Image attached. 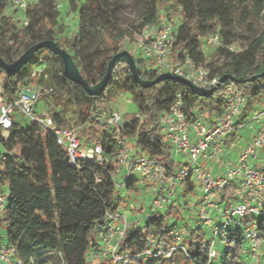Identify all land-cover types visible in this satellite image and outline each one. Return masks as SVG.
I'll list each match as a JSON object with an SVG mask.
<instances>
[{"label": "trees", "instance_id": "16d2710c", "mask_svg": "<svg viewBox=\"0 0 264 264\" xmlns=\"http://www.w3.org/2000/svg\"><path fill=\"white\" fill-rule=\"evenodd\" d=\"M9 1L0 0V58L6 63H13L39 42L51 41L71 56L83 80L89 86H95L102 80L112 57L123 51L119 46L120 41L132 36L128 28L118 24L114 17L115 10L108 8L105 0H84L77 11L78 34L64 40L59 37L57 12L53 9L55 0H36L25 13H20L22 18L28 19L26 27L19 24L20 20L13 21L7 13L4 14ZM165 3L168 6L165 17L162 18L159 8ZM263 10L264 0H149V7L145 12L144 25L161 18L170 22L173 14L179 16L174 59L188 55L199 64L206 63L211 75L218 77L220 81L224 77L243 81L239 84L230 79L221 81L234 84L245 99V105L234 125L236 128L246 125L256 105L264 99ZM88 15L102 20L101 27L109 35L110 41L106 54H99L98 50H94L86 52L80 59L82 46H87L86 43H91L98 35L97 31H87ZM236 20L246 25L248 35L236 33ZM252 21H258L260 28H255L250 23ZM216 30L221 32L227 45L239 43L244 47L243 51L232 54L226 49L217 52L204 49L205 38ZM83 41H86L85 44ZM41 54L45 55V60L58 62L62 69L51 76L43 70L36 81L42 92L51 87L55 94L58 93L57 107L45 100L49 116L58 127L72 128L66 119V106L75 97L80 107L79 121L86 129L85 137L79 136L77 131L76 134L84 145L99 144L104 155L112 156L118 149V140L123 144L133 140L135 154L158 161L165 167L166 176L174 175L178 164L171 146L160 131V115L170 109L178 96L186 111L198 105L208 116L216 112L215 102L220 94L219 90H213L211 95H198L183 82L174 79L142 89L135 83L128 68L123 80H110L102 94L92 97L65 78L61 60L48 50L38 51L30 62L38 60ZM133 59L142 81L157 78L151 61L140 55H134ZM121 65L126 66L124 62ZM32 71L33 69L29 71V77L25 72L18 77L21 71L12 77L0 71L4 95L8 100L15 99L20 89L32 82ZM23 75L26 78L22 79ZM43 75L46 76L45 79ZM252 78L254 79L251 80ZM112 90L128 94L141 116H127L119 131L108 124V114L112 111L107 109L106 93L109 94ZM234 135L231 134L229 138L232 140ZM0 145L8 153L7 160L0 165V189L6 196L5 206L0 211V231H6V242L0 237V248L5 246L12 249L13 259L22 264H93L88 252L96 245L95 230L105 225L106 215L121 213L118 188L111 177L113 164L96 167L81 160L75 166L70 165L65 150L56 144L54 136L44 133L35 124L22 129L19 123H14L6 137H2L0 133ZM16 147L19 151L13 154ZM135 182L134 179L131 180L125 191H136ZM178 187H182L179 193L182 198L181 206L173 203L153 217H148L143 227L131 226L120 242V252H141L145 247L147 231L152 230L157 236H164L169 228L178 226L176 222L170 221L178 220L180 212L188 207L186 197L193 192L194 182H183ZM238 190L239 183L234 182L225 190L219 191L218 204L225 206L237 201ZM250 223L255 225L263 240L264 213L253 217ZM214 224L212 219V227L219 225ZM245 225L235 224L227 229L226 240L229 245L223 243L217 250L214 241V261L208 259L213 240L206 239V227H182L187 234L183 242L187 255H175H179L188 264H242ZM173 257H162L147 264H163Z\"/></svg>", "mask_w": 264, "mask_h": 264}, {"label": "built area", "instance_id": "2783aa9c", "mask_svg": "<svg viewBox=\"0 0 264 264\" xmlns=\"http://www.w3.org/2000/svg\"><path fill=\"white\" fill-rule=\"evenodd\" d=\"M36 0H10L4 14L9 12L22 14L35 3ZM264 28V10L262 11ZM22 27L28 25V19H20ZM176 28L166 20H158L144 25L137 36H128L120 41V48L132 57L140 55L153 64L155 75L163 73L184 79L192 83L203 92L219 90L220 94L215 102L216 112L208 116L198 105L185 110L180 96L170 109L161 114L158 125L164 140L171 146L172 154L185 157V162L174 175L166 176L165 167L153 158L142 154H135L120 140L118 149L112 156H106L99 144L84 145L76 130L60 128L49 116L48 111L37 112L36 108L42 99L52 101L55 95L51 87L44 92L37 80L43 69H33L30 83L20 89L15 99L8 100L3 91L0 76V133L8 134L18 118H23L27 125H37L44 133H51L56 144L62 147L68 157L70 165L75 166L79 161H87L96 167L107 163L113 164L111 177L117 188H126L131 180L138 185L155 190V198L149 206V217L162 211L166 206L174 203L175 190L180 183L196 182L201 190V198L195 209L196 225L205 228L212 225L211 215L219 213L221 224L213 227L212 243L209 248L208 259H216L214 241L219 238L224 245L227 242V229L235 223L246 224L243 237L248 244L251 259L256 257L262 244V238L250 220L264 213V166L255 167L252 161L257 160L259 152H264V99L250 114L246 124L253 122L258 126L251 134L248 143L240 150L235 164H230L222 174H214L205 169V164L219 166L224 152L226 139L236 134L243 127H235L238 116L245 105V99L234 84L221 82L212 76L206 63L199 64L188 55L180 59L173 58L176 47ZM204 47L209 52L226 49L232 54L243 51L239 44L227 45L221 32H211L204 40ZM127 66L117 63L111 73V81L123 80L127 73ZM60 74V73H59ZM45 79L46 76L43 75ZM34 84V86H32ZM135 118H141L139 114ZM108 124L119 131L123 124L118 112L108 114ZM8 154L0 155V165L6 161ZM121 179L118 184L117 180ZM239 183L237 201L227 203L220 212V205L214 199L219 191L225 190L232 183ZM138 190V189H137ZM6 196L0 189V211L4 208ZM131 226L140 227L136 221L129 224L121 213L106 215L105 225L94 232L95 247L89 250L91 262L105 264H147L160 258L169 259L175 254L187 255L183 242L187 234L184 228L173 226L164 236H157L155 231L145 233V247L141 252H120V242ZM90 246L92 243L89 242ZM0 264H22L13 259V251L2 246L0 248Z\"/></svg>", "mask_w": 264, "mask_h": 264}, {"label": "rangeland", "instance_id": "374dc122", "mask_svg": "<svg viewBox=\"0 0 264 264\" xmlns=\"http://www.w3.org/2000/svg\"><path fill=\"white\" fill-rule=\"evenodd\" d=\"M236 1V0H235ZM84 0H55L53 9L57 12L56 16V23L59 30V37L60 39H69L71 36L78 34V18H77V11L82 6ZM106 5L108 8L115 10L114 17L116 18L118 24L122 27H126L131 32V35L137 36V34L141 31L142 26L145 23V12L147 11L149 7V0H105ZM168 5L162 4L159 8L160 15H162V18L165 17V9ZM8 15L10 16L13 21H18L22 19V16L20 14H13L12 12H9ZM160 20H165V19ZM179 16L176 14H173V16L170 18V23L174 25L175 28L178 26L179 22ZM102 20L97 18H93V16H87L86 17V29L97 31V37H95V40L91 43H86L87 46H82L83 51L81 54H79V58L81 59L82 56L86 52H93L94 50H98L99 54H106L105 50L107 48V44L109 43V35L103 30L101 27ZM254 25L255 28H260V23L258 21H252L250 22ZM236 33L240 35H248V30L246 28V25L242 24L241 21L236 20ZM86 41H83L82 43L85 44ZM239 42V41H238ZM242 43V42H240ZM243 44V43H242ZM83 45V44H82ZM205 49V48H204ZM38 67H44L43 70H45L46 73H48V76L54 75L57 72H61V66L58 62L52 61V60H45V55L41 54L38 60L33 61L32 63L29 61L21 70V72L18 74V77L25 72L27 77H29V71L31 69H36ZM0 76H2V73L0 72ZM26 78L25 75L22 76V79ZM51 79V78H50ZM49 79L50 82H52ZM56 82L55 80H53ZM32 83H35L32 81ZM45 85H47V82H45ZM34 86V84H32ZM110 94V95H109ZM109 94L106 93L107 96V109L118 112L121 115L122 124H125L127 116H135L138 114V111L135 107V105L131 102V98L128 94L122 93V92H115L114 90L110 91ZM58 93H56L54 96H52L53 100L51 101L52 104L56 105L58 103ZM77 98H72L69 102V104L66 106V119L71 125L73 129H75L79 136L85 137L86 135V129L85 126L82 125L79 121V113H80V107L77 103ZM45 107L47 106L46 103L41 101L39 103V107ZM258 105H256L255 108H257ZM106 112V111H105ZM107 113V112H106ZM17 122L21 125L22 129H25L27 127V123L23 118H18ZM258 126L254 124L253 122H250L246 124L243 128H241L236 133V141H238L234 148L230 146L231 141L228 142L226 151L229 152V154H235L239 151L240 146L245 145L248 143L249 138L251 137V134L257 130ZM2 137H6L7 135L2 133ZM235 136V135H234ZM234 138V137H233ZM245 141V142H244ZM241 142V144H239ZM133 140L127 141V147L131 150H133ZM19 151V148L16 147L13 149L12 153L17 154ZM8 154L0 145V155ZM264 160V157H263ZM185 162H187V159L185 157H177L176 163L178 164V167L176 171L178 172L179 167H181ZM121 182V179L117 180V183L119 184ZM182 188V187H181ZM180 187H177L175 190V201L174 205H180L182 204V198L180 197L181 189ZM138 190L132 191L130 193L126 192L124 188H118V196L120 198V212L123 215V217L126 219V221L129 224H134L136 221L140 223V226H144L146 220L149 217V206L152 200L155 198V190L151 188H145L141 185H138ZM201 190L196 182H194V190L192 193L187 195L186 201L188 207H185L184 210L180 212V216L178 220L172 219L170 222H176V225L181 227H195L196 226V218L194 216V207L197 205L201 198ZM215 201H218V198L216 197L214 199ZM220 212L222 211L224 204H221L220 206ZM220 217L219 213H214L211 215V218L214 220L215 224H221L223 220H220L217 217ZM214 224V225H215ZM235 226V223L232 224V227ZM212 234H213V227L208 226L206 227V239L211 241L212 240ZM0 237L1 240L5 243L6 242V231L1 230L0 231ZM244 247L241 252V263L242 264H264V238L262 240V244L260 246V249L258 250L256 257L254 259H251L250 253L248 250V244L244 242ZM223 246V241L216 238L215 240V248L218 250ZM93 264H100L97 261L92 262ZM105 264V263H103ZM163 264H188L184 259H182L179 255H175L172 260L164 261Z\"/></svg>", "mask_w": 264, "mask_h": 264}, {"label": "water", "instance_id": "95a60500", "mask_svg": "<svg viewBox=\"0 0 264 264\" xmlns=\"http://www.w3.org/2000/svg\"><path fill=\"white\" fill-rule=\"evenodd\" d=\"M40 50H48L52 54L59 57L63 65V75L65 76V78L71 83L81 87L84 92H86L88 95L92 97H98L100 94L104 92V90L106 89L107 85L110 82L112 70L115 67V65L119 62H124L126 64L131 77L133 78L135 83H137L142 89H147L167 79H174V80H180L198 95H211L213 93V90L208 92H203L202 90L196 88L189 81L180 79L178 77H174L166 73L158 75L157 78H155L152 81H142L137 74L135 60L126 51H122L117 55H115L114 57H112V59L109 61L107 65L106 72L102 80L95 86H89L81 77L71 56L66 51L60 49L56 43L51 41H42L31 46L27 51H25L23 55H21L13 63H6L0 58V71L3 72L8 77L16 76L21 71V69L32 59V57ZM223 79H230L235 84H239L243 82L241 79L237 80L230 77H224L221 79V81ZM253 79L254 78H252L251 80Z\"/></svg>", "mask_w": 264, "mask_h": 264}, {"label": "crops", "instance_id": "0c3cea01", "mask_svg": "<svg viewBox=\"0 0 264 264\" xmlns=\"http://www.w3.org/2000/svg\"><path fill=\"white\" fill-rule=\"evenodd\" d=\"M43 100H44V102H45V99H42L41 101H43ZM45 109L47 110V106H45V107H44V106H43V107H39V104H38V106H37V108H36V111H37V112H41L42 110H45ZM236 136H237V135L235 134V137L232 139V141H231L230 138H227V139H226V145H225V148H224V152H223V154H222V156H221V163H220V165H219V166H213L212 164L208 163V164H205V169H209V170H211L212 173H214V174H222V173L225 172L226 167H227L228 165H230V164H235V163L237 162L238 154H239L240 150H241L246 144L240 146L239 151H238L237 153H235V154H229V152L226 151V147H227V144H228L229 141H231L230 146H231L232 148H234L235 144L238 142V141H236ZM249 139H250V138H249ZM244 142H245V141H244ZM239 144H241V142H239ZM263 157H264V152H263V151L259 152L258 155H257V160L252 161V162H251V165H252V166H255V167H263V166H264V160H263Z\"/></svg>", "mask_w": 264, "mask_h": 264}]
</instances>
